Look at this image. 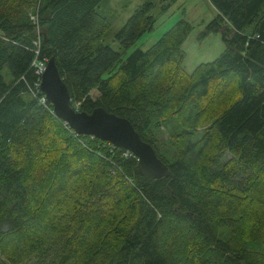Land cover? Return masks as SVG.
Returning <instances> with one entry per match:
<instances>
[{"label": "trees", "instance_id": "1", "mask_svg": "<svg viewBox=\"0 0 264 264\" xmlns=\"http://www.w3.org/2000/svg\"><path fill=\"white\" fill-rule=\"evenodd\" d=\"M102 1L0 0V264H264V0H210L203 35L226 47L191 73L190 21L123 58L155 28L154 1L115 34L121 51ZM52 57L72 106L129 119L169 176L42 103L34 62Z\"/></svg>", "mask_w": 264, "mask_h": 264}, {"label": "rangeland", "instance_id": "2", "mask_svg": "<svg viewBox=\"0 0 264 264\" xmlns=\"http://www.w3.org/2000/svg\"><path fill=\"white\" fill-rule=\"evenodd\" d=\"M148 0H103L98 12L105 16L109 22V29L107 30L104 42L111 45L116 51H121L120 45L115 41V34L133 14L135 8ZM154 9L152 14L157 21L155 28L143 35L137 42L123 54L126 58L134 49L141 47L143 49L149 48L156 42L162 34L167 31L178 20L185 18L193 25L189 37L185 41L183 48L186 52V59L183 62V68L187 73H191L199 64L215 60L220 53L225 49L226 43L223 39L221 31L208 32L206 26L217 15V10L214 8L210 0H153ZM164 5L168 8L163 9ZM7 79L10 74L7 69L4 70ZM94 97L98 96L97 89L92 91ZM203 133V129L199 130L198 135ZM169 134L165 133V138ZM231 157V153L225 152L215 159V169L222 168L224 163ZM14 250V249H13ZM38 257V256H36ZM26 264H37L29 262Z\"/></svg>", "mask_w": 264, "mask_h": 264}, {"label": "water", "instance_id": "3", "mask_svg": "<svg viewBox=\"0 0 264 264\" xmlns=\"http://www.w3.org/2000/svg\"><path fill=\"white\" fill-rule=\"evenodd\" d=\"M41 90L53 105L55 114L66 121L76 133L92 135L131 151L138 158V168L143 175L154 178L170 175L168 165L158 157L154 147L142 139L129 119L103 107L87 113L72 106L68 86L54 57L47 61L41 76Z\"/></svg>", "mask_w": 264, "mask_h": 264}, {"label": "built area", "instance_id": "4", "mask_svg": "<svg viewBox=\"0 0 264 264\" xmlns=\"http://www.w3.org/2000/svg\"><path fill=\"white\" fill-rule=\"evenodd\" d=\"M34 64H35V66L37 67V72H38V74H40V75L42 76V74H43V72H44V70H45V68H46V64H47V63L35 61ZM39 85H40V88H41V78H40V83H39ZM41 101H42V103H46V101H47L46 96L43 97V98L41 99Z\"/></svg>", "mask_w": 264, "mask_h": 264}]
</instances>
